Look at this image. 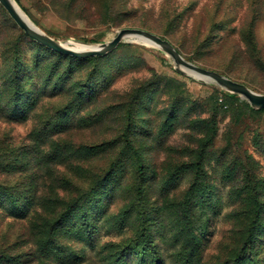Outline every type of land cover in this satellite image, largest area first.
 Returning a JSON list of instances; mask_svg holds the SVG:
<instances>
[{
	"label": "rangeland",
	"instance_id": "rangeland-1",
	"mask_svg": "<svg viewBox=\"0 0 264 264\" xmlns=\"http://www.w3.org/2000/svg\"><path fill=\"white\" fill-rule=\"evenodd\" d=\"M16 1L60 41L147 29L264 93V0ZM6 88L0 264H264V111L246 98L136 40L67 57L0 3Z\"/></svg>",
	"mask_w": 264,
	"mask_h": 264
},
{
	"label": "water",
	"instance_id": "water-1",
	"mask_svg": "<svg viewBox=\"0 0 264 264\" xmlns=\"http://www.w3.org/2000/svg\"><path fill=\"white\" fill-rule=\"evenodd\" d=\"M15 2L17 3L16 0ZM0 3L30 38L55 51L78 58L104 56L114 51L122 41L128 39L136 40L162 49L172 57L175 62L176 70L180 73H190L203 82L212 81L231 93L239 94L246 98L255 109L264 108V93L256 92L247 84L234 80L219 71L209 69L187 60L170 40L150 30L137 27H124L108 42L76 40L78 43L86 45V47L83 49H75L63 44L62 41L41 30L31 20L35 25L32 26L18 11L13 0H0Z\"/></svg>",
	"mask_w": 264,
	"mask_h": 264
},
{
	"label": "bare ground",
	"instance_id": "bare-ground-1",
	"mask_svg": "<svg viewBox=\"0 0 264 264\" xmlns=\"http://www.w3.org/2000/svg\"><path fill=\"white\" fill-rule=\"evenodd\" d=\"M15 6L17 7L18 11L22 14V16L32 25L35 26L34 23H32L31 19L26 15V13L22 10L20 5H18L15 0H13ZM63 44L75 48V49H83L86 47V45L78 43L75 40H67V41H62Z\"/></svg>",
	"mask_w": 264,
	"mask_h": 264
},
{
	"label": "trees",
	"instance_id": "trees-1",
	"mask_svg": "<svg viewBox=\"0 0 264 264\" xmlns=\"http://www.w3.org/2000/svg\"><path fill=\"white\" fill-rule=\"evenodd\" d=\"M34 40V39H33ZM36 41V40H35ZM90 41H93V40H90ZM39 43V42H38ZM42 45V44H41ZM44 46V45H43ZM47 47V46H46ZM119 47V46H118ZM49 48V47H48ZM177 48V47H176ZM117 49V48H116ZM115 49V50H116ZM53 50V49H52ZM55 51V50H54ZM56 52H58V51H56ZM113 52V51H112ZM111 52V53H112ZM58 53H61V54H63V55H65V56H67V57H72L73 59H91V58H94V57H102V56H92V57H87V58H78V57H74V56H72V55H66V54H64V53H62V52H58ZM111 53H109V54H111ZM109 54H107V55H109ZM107 55H104V56H107ZM10 93V91L8 90V88H6V89H4V90H1L0 89V95H2V94H4V95H8ZM261 111H264V108L263 109H260ZM60 220L59 219H57L56 220V223L55 224H57L58 222H59Z\"/></svg>",
	"mask_w": 264,
	"mask_h": 264
}]
</instances>
